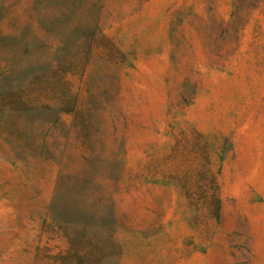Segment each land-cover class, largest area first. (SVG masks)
<instances>
[{
    "label": "rangeland",
    "instance_id": "obj_1",
    "mask_svg": "<svg viewBox=\"0 0 264 264\" xmlns=\"http://www.w3.org/2000/svg\"><path fill=\"white\" fill-rule=\"evenodd\" d=\"M0 264H264V0H0Z\"/></svg>",
    "mask_w": 264,
    "mask_h": 264
}]
</instances>
